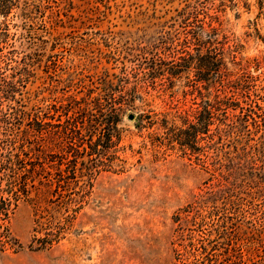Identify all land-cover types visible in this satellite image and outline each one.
<instances>
[{"label":"rangeland","instance_id":"1","mask_svg":"<svg viewBox=\"0 0 264 264\" xmlns=\"http://www.w3.org/2000/svg\"><path fill=\"white\" fill-rule=\"evenodd\" d=\"M209 41L228 116L185 154L163 139L218 93L170 70ZM1 198L0 264H264V0L0 11Z\"/></svg>","mask_w":264,"mask_h":264},{"label":"trees","instance_id":"2","mask_svg":"<svg viewBox=\"0 0 264 264\" xmlns=\"http://www.w3.org/2000/svg\"><path fill=\"white\" fill-rule=\"evenodd\" d=\"M17 0H2L0 11L6 16L9 10L16 5ZM202 48L205 49V54H201V50L196 55L189 54L188 59H183L185 65H176L175 72L171 69L172 75H177L181 70L194 69L198 76V81L206 84H213L218 93L215 102H206V105L196 108L191 112H187L181 116L182 127L177 129L174 133H167V137L163 142L176 143L181 150L187 154V151L192 153H199L201 148H198L199 143L204 140L205 136H209L212 141L214 134L211 133V128L215 125L217 115L219 112L224 116L227 115V108H223L226 102L220 99L219 91L227 88L230 84L223 64V57L219 50L215 47L213 41L204 43ZM231 103L227 99V103ZM233 103V102H232ZM119 120H116L117 124ZM167 127V126H164ZM167 129V128H165ZM14 211V204L9 199H0V249L7 246L16 245V239L12 236L6 223L9 222Z\"/></svg>","mask_w":264,"mask_h":264}]
</instances>
